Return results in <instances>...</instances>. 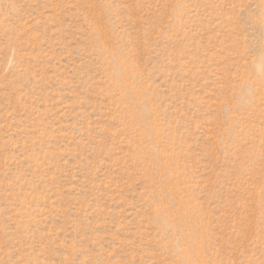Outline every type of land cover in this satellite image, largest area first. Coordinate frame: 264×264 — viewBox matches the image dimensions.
Listing matches in <instances>:
<instances>
[{"label":"rangeland","instance_id":"rangeland-1","mask_svg":"<svg viewBox=\"0 0 264 264\" xmlns=\"http://www.w3.org/2000/svg\"><path fill=\"white\" fill-rule=\"evenodd\" d=\"M0 264H264V0H0Z\"/></svg>","mask_w":264,"mask_h":264}]
</instances>
